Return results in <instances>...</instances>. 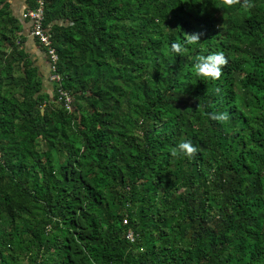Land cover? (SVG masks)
Returning <instances> with one entry per match:
<instances>
[{
  "label": "trees",
  "instance_id": "16d2710c",
  "mask_svg": "<svg viewBox=\"0 0 264 264\" xmlns=\"http://www.w3.org/2000/svg\"><path fill=\"white\" fill-rule=\"evenodd\" d=\"M251 2L44 0L60 76L38 43L46 92L0 0V264H264V0ZM215 51L220 79L197 76ZM184 139L198 152L172 156Z\"/></svg>",
  "mask_w": 264,
  "mask_h": 264
},
{
  "label": "clouds",
  "instance_id": "9594fccd",
  "mask_svg": "<svg viewBox=\"0 0 264 264\" xmlns=\"http://www.w3.org/2000/svg\"><path fill=\"white\" fill-rule=\"evenodd\" d=\"M239 0H224V4L227 6H232L238 3ZM243 7L251 8L253 4L251 0H243ZM203 32H193L188 33V36L183 41H173L170 45L171 51L177 55H182L186 45H196L201 41V36ZM229 63V57L224 51L209 52L207 54L198 55L194 61L193 70L195 74L199 77L205 79H211L213 81L220 79L223 71V67ZM220 90L217 89V92ZM212 120L218 122H224L229 119V114L227 111L210 113ZM199 146L194 144L192 140L184 139L178 142L174 147L170 148V153L172 156H188L191 157L198 152Z\"/></svg>",
  "mask_w": 264,
  "mask_h": 264
},
{
  "label": "built area",
  "instance_id": "2783aa9c",
  "mask_svg": "<svg viewBox=\"0 0 264 264\" xmlns=\"http://www.w3.org/2000/svg\"><path fill=\"white\" fill-rule=\"evenodd\" d=\"M35 1H36V7L26 9L23 13V17L30 18L32 20V29L30 30V35L35 37L40 45L42 44L43 46L48 47L47 55L50 58V62H52L50 64V68L52 70L50 79L55 82H58L60 80V76L57 73H55V69H56L55 63L58 58L57 53L51 45V40L48 34H46V32L43 31L41 27V22L43 18L44 0H35ZM57 93H59L58 100L62 103V105L66 109L70 110L72 107L71 94L68 91L62 89L61 87L57 88ZM123 222L125 223L126 220H123ZM126 237L129 240H133L132 231L128 230L126 232Z\"/></svg>",
  "mask_w": 264,
  "mask_h": 264
},
{
  "label": "crops",
  "instance_id": "0c3cea01",
  "mask_svg": "<svg viewBox=\"0 0 264 264\" xmlns=\"http://www.w3.org/2000/svg\"><path fill=\"white\" fill-rule=\"evenodd\" d=\"M9 6L11 8L12 14L22 21L21 32L24 35L25 40H23V43L21 44H23L24 49L28 53V56L32 60L33 64L37 66L39 74L43 77L44 91L52 92V84L50 83L47 76L49 73L47 59L41 46L38 44L35 38L30 35L29 27L31 26V22L24 21L22 17L24 10L29 7L27 0H9Z\"/></svg>",
  "mask_w": 264,
  "mask_h": 264
},
{
  "label": "rangeland",
  "instance_id": "374dc122",
  "mask_svg": "<svg viewBox=\"0 0 264 264\" xmlns=\"http://www.w3.org/2000/svg\"><path fill=\"white\" fill-rule=\"evenodd\" d=\"M43 16H44V14H43ZM124 223V222H123Z\"/></svg>",
  "mask_w": 264,
  "mask_h": 264
}]
</instances>
